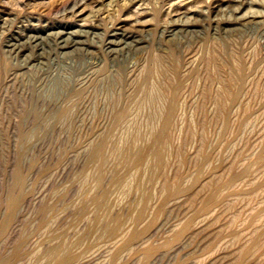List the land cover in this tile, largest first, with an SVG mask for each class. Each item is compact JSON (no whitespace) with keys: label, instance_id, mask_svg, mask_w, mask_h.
<instances>
[{"label":"rangeland","instance_id":"374dc122","mask_svg":"<svg viewBox=\"0 0 264 264\" xmlns=\"http://www.w3.org/2000/svg\"><path fill=\"white\" fill-rule=\"evenodd\" d=\"M191 1H181L180 9L166 18L165 0H142V8L149 13L140 17L133 8L121 17L128 0H0V64L9 67L5 71L0 65V264H36L37 251L45 249L49 237L65 231V242L73 243L85 230L78 208L87 204L89 213L90 198L98 194L94 180L85 177V172L95 166L88 153L95 141L97 146L103 145L101 134L109 128L114 104L128 105L130 113L134 110L131 115H136L135 130L141 133L150 128L145 127L149 123L146 118L163 109V99L149 100L134 91L137 79L146 70L153 75L150 86L155 85L151 89L158 96L166 98L171 92L170 85L177 79L182 81L175 122L169 129L167 155L153 182L143 184L144 192L152 195L150 202L146 195L141 196L139 204L143 208H138L133 196L118 188L109 194L115 207L126 206L127 210L122 212L124 219L128 213L136 219L135 222L131 219V226L139 230L133 228L131 242L120 243V237L115 242L105 241L106 244L97 240L77 264H264V218L260 219L264 215V0H238L239 6L228 0L200 3L193 0L197 7L194 6V11L187 10ZM73 6L85 9L82 15L77 16ZM248 16L261 19L263 24L239 26L238 21ZM136 18L142 23L137 25ZM169 22L189 23L194 28L169 32L165 29ZM118 26L121 31L108 38L109 31ZM58 33L60 41L55 39ZM136 42L140 45L133 49ZM64 43H69L70 48L58 47ZM171 54H179L177 75L168 60ZM234 86L237 97L230 100L228 89ZM76 90L78 95L73 94ZM26 105L47 121L20 120ZM65 109H69L68 117L64 123H57L55 117ZM131 126L115 130V144L127 145L135 132ZM34 131L40 136H31L27 143L20 141V133ZM142 143L141 140L138 145ZM19 151L23 152L21 160ZM109 157L111 161L113 156ZM15 172L19 174V183L15 181ZM231 173L238 175L230 184L224 180ZM109 174L110 165L105 170L106 177ZM134 213L144 214L141 219L133 217ZM129 227L125 223L124 231ZM81 249L82 246L75 245L74 251ZM146 249L154 250L149 261H144Z\"/></svg>","mask_w":264,"mask_h":264},{"label":"bare ground","instance_id":"6f19581e","mask_svg":"<svg viewBox=\"0 0 264 264\" xmlns=\"http://www.w3.org/2000/svg\"><path fill=\"white\" fill-rule=\"evenodd\" d=\"M160 1V0H159ZM184 2V0H165V4H167L166 6H168L167 8H166V10L165 11H167V13H166V18H170V15L172 14V12H174V11H176V10H178V9H180V7H179V5H180V3H182V2ZM202 0H196V2L197 3H200ZM209 1V0H208ZM207 1V2H208ZM212 1H214V2H216V1H219V0H212ZM229 1V3L230 4H232V5H235V4H237L238 6H239V2H238V0H228ZM67 3V2H66ZM65 3V4H66ZM111 3V2H110ZM193 3V4H192ZM226 3V2H225ZM241 3V2H240ZM187 4V3H186ZM194 4H196V3H194L193 2V0L190 2V5H189V3H188V8H187V10H193L194 11ZM202 5V4H201ZM67 6V5H66ZM199 6V5H198ZM223 6V5H222ZM76 7V6H75ZM74 6H73V9L75 8ZM196 7V6H195ZM242 7V6H241ZM76 8H77V10H76ZM75 8V12H76V14H77V16L78 15H82V13L84 12V10L85 9H81V10H78V7H76ZM134 9V11L136 12L137 11V13H138V17H140V16H142L143 14H148L149 12H147L145 9L146 8H142V0H128V2H127V4H125V9H124V13H123V11H122V13H121V17L123 16V15H125V13H128V11L130 10V9ZM221 8V7H220ZM112 9V8H111ZM163 9V8H162ZM161 9V10H162ZM183 9V8H182ZM196 9H197V7H196ZM125 10H127V11H125ZM199 10V9H198ZM211 10V9H210ZM238 10V9H237ZM152 12V11H151ZM116 13H118V12H116ZM193 13V12H192ZM74 14V13H73ZM129 14V13H128ZM72 15V14H71ZM238 15V14H237ZM75 16V15H74ZM130 16V15H129ZM117 17V16H116ZM120 17V18H121ZM127 16H125L124 18H126ZM136 17H137V15H136ZM137 17V18H138ZM153 16H151L150 17V20H151V18H152ZM163 17V16H162ZM219 17V16H218ZM135 18V17H134ZM137 18H136V20H137ZM210 18V17H209ZM220 18V17H219ZM230 18V17H229ZM83 19H85L86 20V17H84ZM186 19V18H185ZM216 19V18H215ZM140 20V19H139ZM148 21H149V19H147ZM153 20V19H152ZM151 20V22L153 23V21ZM166 20V19H165ZM239 20V19H238ZM138 21V20H137ZM136 21V22H137ZM145 21V20H144ZM144 21H143V23H144ZM169 21V20H168ZM186 21V20H185ZM236 21H237V19H236ZM150 22V21H149ZM194 22V21H193ZM89 23V22H88ZM138 23H140V21H138L137 22V25H139ZM142 23V22H141ZM140 23V24H141ZM155 23V22H154ZM176 23H177V21H176ZM257 24H263V23H261V19H258L257 17H252V16H248V17H243V18H241L240 19V21H238V25L239 26H245L246 28H247V26H254V25H257ZM87 25V24H86ZM130 25V24H129ZM144 25H147V24H144ZM166 25H167V23H166ZM216 25H219V22L218 23H216ZM120 26V25H119ZM118 26V28H116V29H113V30H110L109 31V35L108 36H110V37H108V38H111V37H113V36H115V35H117L116 34V31H121L120 30V27ZM165 26V25H164ZM252 26V27H253ZM149 27H151V26H149ZM225 27H227V25H225ZM191 28H194V25H192V24H189V23H187V24H183V25H177V24H174V23H172V22H169L168 23V25L166 26V30H169V32H174V31H177V30H179V31H188V30H190ZM131 29V28H130ZM129 29V30H130ZM138 29H140V28H138ZM145 29V28H144ZM149 29V28H148ZM149 31V30H148ZM153 31V30H152ZM165 31V30H164ZM212 31V30H211ZM214 31V30H213ZM150 32V31H149ZM131 33H133V32H129L128 34H129V36H131L132 34ZM145 33H147L146 31H145ZM175 33V32H174ZM73 34H70L69 35V38L72 40L73 39V36H72ZM60 38H61V36H60V34L58 33V34H56V36H55V39L56 40H59L60 41ZM63 38V37H62ZM80 38V37H79ZM65 40V39H64ZM82 40V39H81ZM75 41H76V39H75ZM141 41V40H140ZM73 42V41H72ZM167 42V41H166ZM76 43V42H75ZM76 45V44H75ZM108 45H113V43L112 42H108ZM140 45V42H136V44L134 45L135 47L133 48V49H135V48H137L138 46ZM142 45V44H141ZM58 46V45H57ZM216 46V45H215ZM59 48H61V49H68V48H70L69 47V43H64V44H61L60 46H58ZM76 47H78V46H76ZM80 47V46H79ZM143 47V46H142ZM173 47V46H172ZM218 47V46H217ZM72 48V47H71ZM129 50V49H128ZM222 50V49H221ZM77 51H79V50H77ZM229 51V53H231V51L230 50H228ZM222 52V51H221ZM86 53V52H85ZM194 53V52H193ZM216 53V52H215ZM153 54H155V53H153ZM163 54V53H162ZM162 54H160V55H162ZM200 54V53H199ZM207 54V53H206ZM212 54H213V52H212ZM165 55V54H164ZM176 55H179V54H171L169 57H168V60H169V62H170V66H171V68H172V70L174 71V73L177 75V72H178V66H179V61H178V59L179 58H177L178 56H176ZM231 55V54H230ZM166 56V55H165ZM225 56V55H224ZM232 56V55H231ZM163 57V56H162ZM212 57H213V55H212ZM218 57V56H217ZM222 58V57H221ZM232 58V60H233V58L234 57H231ZM193 59V58H192ZM235 59V58H234ZM237 59H238V57H237ZM214 61V60H213ZM216 61V60H215ZM215 61H214V63H215ZM234 61V60H233ZM152 62V61H151ZM162 62V61H161ZM208 62H210V60L208 61ZM222 62V61H221ZM236 62H237V60H236ZM223 63V62H222ZM233 63H235V62H233ZM158 64H159V61H158ZM224 64V63H223ZM222 64V65H223ZM227 64V63H226ZM236 64V63H235ZM1 65V64H0ZM154 67H155V69H156V63H154ZM162 65V64H161ZM225 65V64H224ZM241 63H239L238 65H237V71H241ZM2 70H5V71H7L8 70V66L7 65H5V63H3L2 65ZM207 65H205V67H206ZM216 66V65H215ZM235 66V65H234ZM152 67H153V65H152ZM160 67V66H159ZM164 67V66H163ZM142 68V67H141ZM1 69V68H0ZM142 69H144V68H142ZM141 69V70H142ZM185 69V68H184ZM206 69V68H205ZM1 70V71H2ZM141 70H139V71H141ZM157 70V69H156ZM160 70H162L161 68H160ZM222 70V69H221ZM95 71V70H94ZM155 71V70H154ZM163 71V70H162ZM166 72V71H165ZM218 72V71H217ZM221 72V71H220ZM3 73V72H2ZM6 73V72H5ZM114 73V72H113ZM137 72H135V74H136ZM144 74L141 76V78L138 80L137 79V83H135V85H134V91L135 92H137V93H140V94H142L146 99H149V100H153V99H156V101H157V99H163V102H164V106H163V109L160 111H158V112H154L153 114H151L148 118H146V121H148L147 123L149 124H147V125H145V127L147 128V126H150V128L148 129V131H147V133H141L140 132V130H139V128H138V130L139 131H137V129L135 130V125H137V121H136V118L134 117V116H136L135 114H134V116L133 115H131V113L134 111H131V113H130V111H129V109H131V108H129L128 107V105H123V106H117V104H114V107H113V111H112V114H111V117H110V122H109V128H107L101 135H102V143H103V145L101 146V147H99V145L97 146L95 143H96V141H95V143L92 145L91 144V146H90V150H89V153H88V157L91 159V160H93L92 162H93V165H94V163H95V166H93L88 172H85V177H91L93 180H94V182H95V186H96V188H97V191H98V194L96 195V196H93V197H91L90 198V215H89V213L87 212V204H82L81 206H79V208H78V214H79V219L81 220V221H83L84 223H85V230H83V232H81V234L79 233L78 235V237L77 238H75V241L73 242V243H67V242H65V240H64V237H65V234H66V232L65 231H62L61 233H58L57 235H53L51 238L49 237H47L48 239L46 240V247H45V249H42L41 250V252L39 253L38 251H37V255H36V257H35V262H36V264H77L78 262H79V260L84 256V255H86V253H88L89 251H90V249L94 246V243H97L98 241L97 240H103V243L105 242V241H111V240H114V239H116L117 237H120V243H121V241H123V240H126V242L124 243V242H122V243H124V244H127V243H130L131 242V240H132V238H133V228H135V227H133L132 228V226H131V224H133L131 221L133 220L132 218H131V215H129L130 213H128V216H126V217H128V218H126V219H124L123 218V211L124 210H127L126 209V206L125 205H123L122 207H115L114 206V204H112L111 202H110V198H109V194H110V192L113 190V189H120V190H122L123 191V193H125V194H128V196L129 195H131V196H133V200L135 201V202H137L136 204H139L140 203V198H141V196L142 195H146V198H147V202H150V199H151V193L150 192H144V189H143V184H144V182L145 181H147V182H153V180H154V175H155V173H156V171H157V168L164 162V160H165V156L167 155L166 154V152L168 151V143H169V129H170V126H171V124H172V122L174 121L175 122V115H176V111H177V108H178V93H179V90H180V88H181V86H182V81L179 83V82H177V80H176V82L174 81L171 85H170V89H171V92H169L170 94L165 98L164 96H162V95H160V96H158V95H155L154 94V92H152V89L154 88L153 86H155V85H151L153 88L151 89V86H150V81L153 79V78H151V76H153L152 74H151V71L150 70H146L145 72H143ZM161 73V72H160ZM169 73V72H168ZM117 74V73H116ZM156 74V73H155ZM154 74V75H155ZM219 74V73H218ZM1 75V74H0ZM140 75H141V73H140ZM139 75V76H140ZM234 75V74H233ZM12 76V75H11ZM167 76H168V74H167ZM215 76V75H214ZM229 76V75H228ZM111 77V76H110ZM202 77V76H201ZM220 77V76H219ZM218 77V78H219ZM100 78V77H99ZM120 78V77H119ZM156 78H157V75H156ZM163 78V77H162ZM162 78H161V80H162ZM167 78H169V77H167ZM206 78V77H205ZM236 78V77H235ZM5 79V78H4ZM16 79V78H15ZM108 79V78H107ZM112 79H113V77H112ZM229 79V78H228ZM231 79H232V77H231ZM120 80L122 81V78H120ZM233 80V79H232ZM108 81V80H107ZM113 81H115V80H113ZM159 81V80H158ZM163 81V80H162ZM161 81V82H162ZM168 81V80H167ZM223 81H224V79H223ZM210 82V81H209ZM112 83V82H111ZM116 83V82H115ZM129 83V82H128ZM127 83V84H128ZM134 83V82H133ZM159 83V82H158ZM169 83H171V82H169ZM211 83V82H210ZM67 84V83H66ZM110 84V83H109ZM153 84V83H152ZM154 84H156L155 82H154ZM160 84V83H159ZM162 84H164L163 82H162ZM224 84V83H223ZM60 85V84H59ZM64 85H65V83H64ZM68 85V84H67ZM108 84H106V86H107ZM112 85V84H111ZM232 85V84H231ZM0 86H1V84H0ZM6 86H8L7 85V83H6ZM12 86V85H11ZM57 86V85H56ZM63 86V85H62ZM166 86V85H165ZM205 86V85H204ZM250 86H251V84H250ZM58 87V86H57ZM61 87V86H60ZM127 87V86H126ZM130 87V86H129ZM156 87H157V85H156ZM161 87V86H160ZM217 87V86H216ZM226 87H228V86H226ZM225 87V88H226ZM7 88V87H6ZM119 88H121V87H119ZM158 88V87H157ZM167 88V87H166ZM249 88V87H248ZM52 89V88H51ZM50 89V90H51ZM54 89V88H53ZM65 89H66V87H65ZM160 89V88H159ZM163 89H165V88H163ZM203 89V88H202ZM227 89V88H226ZM234 89H235V86L234 87H230L228 90L230 91L229 92V99L230 100H235V98L237 97V93H235V92H237V91H235L234 92ZM67 90V89H66ZM105 90H106V88H105ZM115 90V89H114ZM120 90V89H119ZM118 90V91H119ZM156 90V89H155ZM63 91V90H62ZM154 91V90H153ZM157 91V90H156ZM169 91V90H168ZM208 92H209V90H208ZM65 93V92H64ZM106 93V92H105ZM111 93V92H110ZM157 93V92H156ZM161 93V92H160ZM37 94V93H36ZM69 94V93H68ZM74 95H78L79 94V91H75L74 93H73ZM117 94V93H116ZM139 94V95H140ZM159 94V93H158ZM162 94V93H161ZM166 94V93H165ZM180 94H182V93H180ZM179 94V95H180ZM209 94V93H208ZM45 95V94H44ZM118 95V94H117ZM116 95V96H117ZM167 95V94H166ZM202 95V94H201ZM219 95H221V94H219ZM224 95V94H223ZM200 96V95H199ZM210 95H208V97H209ZM110 97H111V94H110ZM113 97V96H112ZM44 98V97H43ZM205 98V97H204ZM217 98H219V97H217ZM222 98H223V96H222ZM136 99H138V98H136ZM209 99V98H208ZM119 100H120V98H119ZM144 100V99H143ZM210 100V99H209ZM214 100H216V98L214 99ZM226 100V99H225ZM71 101V100H70ZM113 101V100H112ZM137 101V100H136ZM223 101V100H222ZM72 102V101H71ZM151 102V101H150ZM228 102V101H227ZM239 102V101H238ZM119 103V102H118ZM142 103V102H141ZM148 103V102H147ZM216 103V102H215ZM218 103V102H217ZM24 104V103H23ZM69 104V103H68ZM108 104V103H107ZM138 104V103H137ZM149 104V103H148ZM147 104V105H148ZM222 104H223V102H222ZM87 105V104H86ZM113 105V104H112ZM140 106L142 105V104H139ZM159 105V104H158ZM157 104H156V106L157 107H159ZM181 105V104H180ZM219 105V104H218ZM217 105V106H218ZM228 105V104H227ZM80 107V106H79ZM93 107V106H92ZM112 107V106H111ZM139 107V106H138ZM161 107V106H160ZM224 107V106H223ZM74 108V107H73ZM133 108V107H132ZM143 108V107H142ZM141 108V110H144V109H142ZM145 108V107H144ZM149 108V107H148ZM181 108V107H180ZM216 108V107H215ZM95 109V108H94ZM139 109H140V107H139ZM150 109V108H149ZM153 109H154V107H153ZM218 109H219V106H218ZM238 109H239V107H238ZM248 109V108H247ZM73 110V109H72ZM111 110H112V108H111ZM110 110V111H111ZM220 110V109H219ZM225 110V109H224ZM145 111V110H144ZM150 111V110H149ZM22 112V114H20V116H19V119L20 120H25V119H27V118H32L33 120H35V121H37V122H39V123H42V122H46L47 121V119L46 118H43L42 116H40L38 113H37V111L33 108V107H31L30 105H26V106H24L23 107V110L21 111ZM107 112V111H106ZM139 112V111H138ZM100 113V112H99ZM110 113V112H109ZM137 113V112H136ZM144 113V112H143ZM179 113V112H178ZM94 114V113H93ZM140 114H141V112H140ZM145 114V113H144ZM220 114V113H219ZM68 115H69V109H65L63 112H61V113H59L56 117H55V120L57 121V123L58 122H63L64 123V120L68 117ZM73 115H74V111H73ZM138 115H139V113H138ZM178 115V114H177ZM223 115V114H222ZM220 116H221V114H220ZM243 116V115H242ZM77 117H78V114H77ZM96 117V116H95ZM101 117V116H100ZM147 117V116H146ZM177 117V116H176ZM99 118V117H98ZM109 118V117H108ZM138 118V117H137ZM218 118V117H217ZM236 118H237V116H236ZM32 119L30 120V121H32ZM72 119V118H71ZM92 119V118H91ZM142 119V118H141ZM148 119V120H147ZM101 120V119H100ZM109 120V119H108ZM143 120V119H142ZM141 120V121H142ZM223 120V119H222ZM67 121H68V119H67ZM82 121V120H81ZM139 121H140V119H139ZM145 121V122H146ZM69 122H70V118H69ZM92 122V121H91ZM43 123V124H44ZM71 123V122H70ZM80 123V122H79ZM142 122H140V124H141ZM156 123V124H155ZM251 123V122H250ZM49 124V123H48ZM146 124V123H145ZM174 124V123H173ZM172 124V125H173ZM92 125V124H91ZM97 125V124H96ZM95 125V126H96ZM101 125V124H100ZM106 125V124H105ZM126 125H132V126H134V130H135V132L132 134V136L130 137V139L128 140V141H126V142H128L127 143V145L126 146H119V145H117V144H115L114 143V139H115V137H116V129L117 128H120V127H122V126H126ZM142 125V124H141ZM61 126V125H60ZM95 126H94V128H95ZM131 126V127H132ZM138 126H139V124H138ZM175 126V125H174ZM248 127V126H247ZM105 128V127H104ZM125 128V127H124ZM129 128V127H128ZM145 128V129H146ZM182 128V127H181ZM221 128V127H220ZM47 129V128H46ZM66 129V128H65ZM78 129H79V127H78ZM82 129V128H81ZM90 129V128H89ZM142 129H143V127H142ZM41 130V129H40ZM95 130V129H94ZM126 130V129H125ZM128 130V129H127ZM132 130V129H131ZM147 130V129H146ZM133 131V130H132ZM252 131V130H251ZM264 131V130H263ZM81 132V131H80ZM128 132V131H127ZM68 133V132H67ZM79 133V132H78ZM126 133V132H125ZM129 133H130V131H129ZM232 133V132H231ZM122 134V133H121ZM33 135H36V136H40L39 135V132L38 131H34L32 134H30V133H20V136H19V138H20V141L21 142H24V143H27V142H29L30 141V137L31 136H33ZM127 135H128V133H127ZM130 135H131V133H130ZM123 136V135H122ZM125 136V135H124ZM129 136V135H128ZM206 136V135H205ZM180 137V136H179ZM230 137V136H229ZM33 138V137H32ZM123 138V137H122ZM121 138V139H122ZM125 138H126V136H125ZM124 138V139H125ZM128 138V137H127ZM203 138V137H202ZM99 139V138H98ZM119 140V139H118ZM141 140H142V142L143 143H145V144H143L142 143V145H138V143L139 142H141ZM171 140V139H170ZM172 140H173V138H172ZM179 140V139H178ZM201 140V139H200ZM262 140V139H261ZM99 141V140H98ZM121 141H123V140H121ZM125 141V140H124ZM184 141V140H183ZM176 142V141H175ZM258 142V141H257ZM90 143V142H89ZM88 143V144H89ZM98 143V142H97ZM121 143V142H120ZM172 143V142H171ZM256 144V143H255ZM261 144V143H260ZM15 145V144H14ZM235 145V144H234ZM259 147V146H258ZM20 148V147H19ZM233 148V147H232ZM21 149V148H20ZM170 149V148H169ZM202 150V149H201ZM220 150V149H219ZM88 151V150H87ZM208 151V150H207ZM228 151V150H227ZM109 152H112L111 154H109ZM170 152V151H169ZM178 152V151H177ZM197 152V151H196ZM87 153V152H86ZM176 153V152H175ZM185 153V152H184ZM226 153V152H225ZM253 153H255V152H253ZM76 154V153H75ZM170 154V153H169ZM22 155H23V152L22 151H19V160H21V157H22ZM113 156L112 157V160L110 161V157L109 156ZM170 155H172V154H170ZM175 155V154H174ZM175 156H177V155H175ZM251 156V155H250ZM87 157V158H88ZM169 157V156H168ZM172 156H170V158H171ZM224 157V156H223ZM251 157H253V156H251ZM194 158H198V157H194ZM180 159V158H179ZM200 159V158H199ZM89 160V159H88ZM167 160V159H166ZM196 160V159H195ZM217 160V159H216ZM259 161V160H258ZM73 162H75V161H73ZM92 162H91V165H92ZM189 162V161H188ZM217 162V161H216ZM181 162H179V164H180ZM190 163V162H189ZM209 163H211L210 161H209ZM208 163V164H209ZM215 163V162H214ZM167 164V163H166ZM28 165V164H27ZM81 165V164H80ZM88 165H89V163H88ZM109 165H110V174L106 177V175H105V170H106V168L107 167H109ZM173 165V164H172ZM233 165V164H232ZM232 165L230 166V167H232ZM183 166V165H182ZM194 167V166H193ZM229 167V166H228ZM241 167V166H240ZM240 167H239V169H240ZM264 167V166H263ZM165 168V167H164ZM261 169H263V168H261ZM260 169V170H261ZM165 170V169H164ZM231 170V172H232V169H229V171ZM238 170V169H237ZM236 170V171H237ZM57 171V170H56ZM226 171V170H225ZM228 171V170H227ZM257 171V170H256ZM54 173V172H53ZM170 173V172H169ZM162 174V173H161ZM226 174H229V172L228 173H226ZM237 175H238V173H231L230 175H229V177L226 179V180H224V181H228L229 180V183L231 184V182H230V180L232 181V179L233 178H235V177H237ZM83 176H84V174H83ZM160 176V175H159ZM164 176H166V173H165V175ZM175 176V175H174ZM173 176V177H174ZM227 176H225V178H226ZM258 177V176H257ZM260 177V176H259ZM263 177V176H262ZM14 178H15V181L16 182H18L19 183V181H21L20 180V178H19V174H18V172H15V175H14ZM51 178V177H50ZM164 178H166V177H164ZM189 178V177H188ZM224 178V179H225ZM48 179V178H47ZM167 179V178H166ZM219 179H220V177H219ZM237 179V178H236ZM81 180V179H80ZM107 180V183L108 184H106V181ZM221 180V179H220ZM91 181V180H90ZM132 181V182H131ZM164 181H165V179H164ZM215 181H217V180H215ZM235 181V180H234ZM244 181H245V179H244ZM255 181H257V180H255ZM203 182V181H202ZM209 182V181H208ZM210 182H211V180H210ZM219 182V181H218ZM223 182V181H222ZM161 183H163V182H161ZM165 183V182H164ZM205 183V182H204ZM206 183H207V179H206ZM205 183V184H206ZM215 183V182H214ZM228 183V182H227ZM226 183V184H227ZM51 184V183H50ZM212 184V183H211ZM217 184V183H216ZM215 184V185H216ZM225 183H224V185H226ZM229 184V185H230ZM232 184H233V182H232ZM242 184V183H241ZM252 184V183H251ZM83 185V184H82ZM207 185V184H206ZM220 185V184H219ZM228 184H227V187L229 186ZM238 185V184H237ZM95 186H94V188H95ZM163 186H164V184H163ZM162 186V187H163ZM173 186V185H172ZM208 186V185H207ZM210 186V185H209ZM217 186H218V184H217ZM235 186V185H234ZM253 186V185H252ZM204 187H205V185H204ZM211 187V186H210ZM250 187V186H249ZM19 188V187H18ZM95 188V189H96ZM159 188H161V187H159ZM164 188V187H163ZM181 188V187H180ZM212 188H214V187H212ZM218 188V187H217ZM75 189V188H74ZM94 189V190H95ZM149 189V188H148ZM162 189V188H161ZM168 189H170V188H167V191H168ZM176 189H178V191H179V188H176ZM219 189V188H218ZM263 189V188H262ZM72 190V189H71ZM81 190V189H80ZM93 190V189H92ZM91 190V191H92ZM207 190V189H206ZM208 190H209V188H208ZM214 190H215V188H214ZM237 190V189H236ZM74 191V190H73ZM72 191V192H73ZM97 191H95V193L97 192ZM158 191H159V189H158ZM162 191V190H161ZM171 191V190H170ZM170 191H168V192H170ZM173 191V190H172ZM177 191V190H176ZM181 191V190H180ZM179 191V192H180ZM213 190L211 189V192H212ZM260 191V190H259ZM162 192H164V189H163V191ZM216 192V191H215ZM215 192H213V193H215ZM217 192H218V190H217ZM112 193V192H111ZM116 193V192H115ZM114 193V194H115ZM154 193V192H153ZM160 193V192H159ZM178 193V192H177ZM259 192H257V194H258ZM113 194V195H114ZM125 194H123L122 195V197H125ZM163 194V193H162ZM205 194V193H204ZM256 194V195H257ZM117 195V194H116ZM170 195V194H169ZM211 195V194H210ZM218 195V194H217ZM253 195V194H252ZM251 195V196H252ZM162 196V195H161ZM160 196V197H161ZM212 196V195H211ZM244 196V195H243ZM261 196V195H260ZM120 197H121V195H120ZM122 197H121V200H122ZM215 197V195H213V198ZM218 197V196H217ZM255 197V196H254ZM155 198V197H154ZM210 198V197H209ZM235 198V197H234ZM247 198V197H246ZM250 198V197H249ZM125 199V198H124ZM216 199V198H215ZM215 199L213 200V201H215ZM230 199V198H229ZM251 199V198H250ZM68 200V199H67ZM179 200V199H178ZM192 200V199H191ZM212 200V199H211ZM216 200H218V198L216 199ZM14 201V200H13ZM120 201V200H119ZM124 201V200H123ZM132 201V200H131ZM180 201V200H179ZM209 201V200H208ZM254 201H256V200H254ZM34 202V201H33ZM115 202H116V199H115ZM210 202V201H209ZM209 202H206V203H209ZM237 202V201H236ZM243 202V201H242ZM251 202V201H250ZM13 203V202H12ZM17 203V202H16ZM120 203H121V201H120ZM132 203H133V201H132ZM131 202H130V204L131 205H133ZM144 203V202H143ZM192 203V202H191ZM190 203V204H191ZM213 203H215V202H212L211 204H213ZM229 203V202H228ZM232 203V202H231ZM241 203V202H240ZM18 204V203H17ZM89 204V203H88ZM129 204V203H128ZM128 204H126L127 206H128ZM135 204V205H136ZM161 204V203H160ZM249 204V203H248ZM247 204V205H248ZM263 204H264V202H263ZM263 204H261V205H263ZM10 205V204H9ZM16 205V204H15ZM148 204H146V206H147ZM185 205V204H184ZM206 205V204H205ZM228 205V204H227ZM233 205H235V204H233ZM237 205V204H236ZM258 205H260L259 203H258ZM257 205V206H258ZM12 206V205H11ZM130 206V205H129ZM134 206V205H133ZM139 207L138 208H140V207H142L143 208V206L142 205H138ZM161 206V205H160ZM193 206V205H192ZM256 206V207H257ZM12 207H14V206H12ZM37 207V206H36ZM59 207V206H58ZM61 207V206H60ZM131 207V206H130ZM167 207V206H166ZM231 207V206H230ZM15 208V207H14ZM26 208V207H25ZM128 208V207H127ZM133 208H137V207H133ZM147 208V207H146ZM160 208V207H159ZM180 208V207H179ZM224 208V207H223ZM222 208V209H223ZM233 208V207H232ZM254 208V207H253ZM263 208V207H262ZM10 209H11V207H10ZM129 209V208H128ZM132 209V208H131ZM130 209V210H131ZM145 209V208H144ZM143 209V210H144ZM234 209V208H233ZM257 209V208H256ZM256 209H254V210H256ZM14 210V209H13ZM22 210V209H21ZM72 210V209H71ZM136 210H139V209H136ZM135 210V211H136ZM142 210V211H143ZM146 210V209H145ZM144 210V211H145ZM217 210V209H216ZM242 210V209H241ZM244 210V209H243ZM129 211V210H128ZM127 211V212H128ZM134 211V210H133ZM141 211V210H140ZM215 211V210H214ZM139 212V211H138ZM158 212V211H157ZM159 212H160V210H159ZM167 212V211H166ZM172 212V211H171ZM250 212V211H249ZM255 212V211H254ZM70 213V212H69ZM126 213V212H125ZM124 213V214H125ZM140 213V212H139ZM156 213V212H155ZM226 213V212H225ZM18 214V213H17ZM133 214V213H132ZM135 214V213H134ZM142 214H144V213H142ZM142 214H140V216L142 215ZM156 214H158V213H156ZM262 214V213H261ZM123 215V216H122ZM125 215H127V213L125 214ZM155 215V214H154ZM239 215V214H238ZM133 216V215H132ZM137 215L135 214L133 217H136ZM140 216H137V217H139L140 218ZM158 215H156V217H157ZM251 216V215H250ZM262 216V215H261ZM260 216V217H261ZM264 216V215H263ZM261 217L260 219H262L263 220V218L264 217ZM136 217V218H137ZM153 217V216H152ZM217 217V216H216ZM234 217V216H233ZM237 217V216H236ZM138 218V220H140ZM144 219H145V217H143ZM167 218V217H166ZM176 218V217H175ZM247 218V217H246ZM248 218H250V217H248ZM21 219V218H20ZM132 219V220H131ZM141 219H142V216H141ZM204 219V218H203ZM239 219V218H238ZM38 220V219H37ZM53 220V219H52ZM182 220V219H181ZM217 220V219H216ZM67 221V220H66ZM134 222L136 221V219H134L133 220ZM153 221V220H152ZM225 221H226V219H225ZM232 221H234V220H232ZM243 221V220H242ZM129 223L130 224V230H129V228H128V230L127 231H124V228H123V226H124V224L125 223ZM139 222V221H138ZM153 222H155V221H153ZM236 222V221H235ZM245 222V221H244ZM259 222H261V220H259L258 221V223ZM156 223V222H155ZM181 223V222H180ZM262 223H263V221H262ZM136 224H137V222H136ZM147 224V223H146ZM149 224V223H148ZM147 224V225H148ZM188 224V223H187ZM187 224H185L186 226H187ZM230 224V223H229ZM235 224V223H234ZM257 224V223H256ZM33 225V224H32ZM184 225V226H185ZM48 226V225H47ZM135 226V225H134ZM144 226H146L145 224H144ZM144 226H142V227H144ZM194 226V225H193ZM198 226V225H197ZM211 226V225H210ZM223 226V225H222ZM230 226V225H229ZM241 226V225H240ZM264 226V225H263ZM263 226H260L259 228H261V227H263ZM208 227V226H207ZM206 227V228H207ZM138 227H136L135 228V230L137 229ZM152 228V227H151ZM160 228V227H159ZM187 228L188 227H186V228H183V230H187ZM229 228V227H228ZM234 228V227H233ZM240 228V227H239ZM252 228V227H251ZM144 229V228H143ZM191 229V228H190ZM11 230V229H10ZM137 230H139V229H137ZM144 230H147V228L146 229H144ZM205 230H207V229H205ZM214 230V229H213ZM255 230H259V229H255ZM41 231V230H40ZM81 231V230H80ZM147 231H149V229L147 230ZM220 231V230H219ZM227 231V230H226ZM57 232V231H56ZM76 232V231H75ZM145 232V231H144ZM211 232V231H210ZM248 232V231H247ZM258 232V231H257ZM50 233H52V232H50ZM78 233V232H77ZM141 233H143V231H141ZM246 233V232H245ZM56 234V233H55ZM73 234V233H72ZM136 234H138V233H136ZM145 234V233H144ZM192 234V233H191ZM194 234H196V233H194ZM139 235V234H138ZM137 235V237H139ZM141 235V234H140ZM189 235V234H188ZM252 235V234H251ZM256 235V234H255ZM262 235V234H261ZM70 236H71V234H70ZM73 236V235H72ZM75 237H76V235H74ZM236 236H237V234H236ZM235 237V236H234ZM249 237V236H248ZM263 237V236H262ZM147 238V237H146ZM253 238V237H252ZM39 239V238H38ZM117 239H119V238H117ZM135 239V238H134ZM139 239V238H138ZM204 239H206V238H204ZM259 239V238H258ZM4 240V239H3ZM136 240V239H135ZM134 240V241H135ZM201 240V239H200ZM39 241V240H38ZM43 241V240H42ZM73 241V240H72ZM95 241H97V242H95ZM143 241V240H142ZM176 241V242H175ZM175 241L173 240V244L175 243V245H176V243L178 242L176 239H175ZM114 242H115V240H114ZM185 242H187V241H185ZM231 242H233V241H231ZM249 242V241H248ZM2 243V242H1ZM171 243V242H170ZM189 243V242H188ZM211 243V242H210ZM229 243V242H228ZM104 244H106V242L104 243ZM145 244V243H144ZM238 244V243H237ZM75 245H79V246H82V249L79 251V252H75L74 250H75ZM96 245H98V246H100L99 244H96ZM103 245V244H102ZM101 245V246H102ZM138 245V244H137ZM246 245V244H245ZM252 245V244H251ZM135 247V246H134ZM183 247H185V246H183ZM197 247V246H196ZM195 247V248H196ZM218 247V246H217ZM232 247V246H231ZM247 247V246H246ZM97 249H100V248H98V247H96ZM102 248V247H101ZM104 248H106V247H104ZM103 248V249H104ZM174 248V247H173ZM187 248V247H186ZM95 249V248H94ZM217 249V248H216ZM238 249V248H237ZM2 250V249H1ZM109 250V249H108ZM112 250H113V248H112ZM242 250V249H241ZM248 250V249H247ZM92 251V250H91ZM119 251V250H118ZM153 251L154 250H151V249H146L145 250V252H144V261H149V259L153 256L152 254H153ZM166 251V250H165ZM238 251V250H237ZM260 251V250H259ZM99 252V251H98ZM97 252V253H98ZM112 252V251H111ZM117 252V251H116ZM163 252V251H162ZM90 253V252H89ZM92 253H93V251H92ZM112 253H114V252H112ZM119 252H117L116 254H118ZM212 253H214V252H212ZM258 253V252H257ZM96 254V253H95ZM157 254V253H156ZM88 256H89V254H87ZM93 255V254H92ZM241 255V254H240ZM254 254H252V256H253ZM32 257H33V255H31ZM94 256V255H93ZM116 256V255H115ZM122 256V255H121ZM142 256H143V254H142ZM160 256H161V254H160ZM33 257V258H34ZM86 257V256H85ZM159 257V256H158ZM254 257V256H253ZM155 258V257H154ZM238 258L240 259V256H238ZM86 259V258H85ZM143 259V258H142ZM202 259V258H201ZM227 259V258H226ZM259 259V258H258ZM30 261H31V258L29 259ZM29 260H28V262H29ZM88 260V259H87ZM247 260V259H246ZM260 260V259H259ZM33 261H34V259H33ZM83 261V260H82ZM81 261V262H82ZM118 261V260H117ZM200 261V260H199ZM104 262V261H103ZM158 262V261H157ZM201 262V261H200ZM199 262V263H200ZM203 262H204V260H203ZM237 262V261H236ZM248 262V261H247ZM256 262V261H255ZM31 263V262H30ZM105 263V262H104ZM151 263V262H150ZM211 263V262H210ZM21 264V263H20ZM27 264H29V263H27ZM33 264V263H32ZM35 264V263H34ZM190 264V263H189ZM197 264V263H196ZM230 264V263H229ZM243 264H245V263H243Z\"/></svg>","mask_w":264,"mask_h":264}]
</instances>
